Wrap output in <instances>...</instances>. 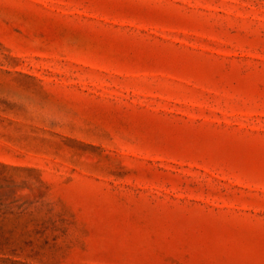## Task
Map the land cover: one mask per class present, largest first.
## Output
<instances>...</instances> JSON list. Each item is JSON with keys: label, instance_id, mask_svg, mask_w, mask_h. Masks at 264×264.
Wrapping results in <instances>:
<instances>
[{"label": "rangeland", "instance_id": "1", "mask_svg": "<svg viewBox=\"0 0 264 264\" xmlns=\"http://www.w3.org/2000/svg\"><path fill=\"white\" fill-rule=\"evenodd\" d=\"M0 264H264V0H0Z\"/></svg>", "mask_w": 264, "mask_h": 264}]
</instances>
